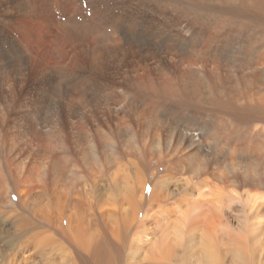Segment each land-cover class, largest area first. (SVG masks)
Instances as JSON below:
<instances>
[{
    "label": "rangeland",
    "instance_id": "1",
    "mask_svg": "<svg viewBox=\"0 0 264 264\" xmlns=\"http://www.w3.org/2000/svg\"><path fill=\"white\" fill-rule=\"evenodd\" d=\"M23 2L39 18L19 22L18 37L26 45L24 52L32 55L30 74L25 79L4 74L0 79V168L9 175V199L0 192V264H102L105 260L106 264H134L129 254L138 223L131 215L125 217L127 231L112 223L119 212L116 192L125 193L124 176L134 179L147 171L148 178L154 175L158 182L170 181L168 192L175 193L184 176L168 178L162 171H193L190 164L194 160H203L205 171H256L245 157L262 156L254 148L264 143V95L259 97L264 94V0H0V34H14L2 20L3 14ZM118 16L125 30L121 34L114 31ZM127 23L140 25L145 32L160 25L180 33L171 34L170 44L191 52L185 57L193 61L184 60L180 52L166 62L155 60V65L134 49L125 53L121 67L110 63L96 70L87 60L91 52L101 58L106 45L142 40L139 32L130 33ZM254 58L262 59L256 70ZM243 59L248 61L246 66ZM88 71L93 74L87 78L77 75ZM59 85L66 93L55 92ZM129 100L132 106L124 112L122 106ZM100 101H108L111 110L99 105ZM172 118L193 137L190 147L186 140L185 149L180 148L183 137L179 128L172 129ZM175 148L185 150L183 163L171 159ZM213 151L219 155H212ZM262 161L264 167V155ZM100 172L104 180L97 179ZM76 189H82L85 197H74ZM172 200L178 202L174 197L165 206L174 204ZM237 211L234 205L228 211L229 230L220 228L219 232L216 227L221 264H235L222 244L234 243L244 235ZM149 217L143 213L138 218H143L147 232ZM96 247L103 249L98 262L93 260Z\"/></svg>",
    "mask_w": 264,
    "mask_h": 264
},
{
    "label": "bare ground",
    "instance_id": "2",
    "mask_svg": "<svg viewBox=\"0 0 264 264\" xmlns=\"http://www.w3.org/2000/svg\"><path fill=\"white\" fill-rule=\"evenodd\" d=\"M104 10H106V9H104ZM5 13H6L5 15L3 14V19L2 20H4V21L6 20V22H8L10 24V26L12 28L9 27L8 25H7V27L11 28L13 30L14 34H9V35H8V33H7V35L6 34H0V79L2 78V75H4V74L12 75L13 77L14 76H20L21 78L23 77L25 79L30 74L29 73V64L33 60H32V55L30 53H25L24 52V50L26 49V45L23 44V41L18 37V32H20V30H21L19 22L23 21V20L31 19L32 17H35V16H37L39 18V16L36 15V12L34 10H32L31 6L27 5L26 2H23L22 4H18L16 6H14L13 8H11L10 10L8 9V11L5 12ZM40 16H42V15H40ZM136 16H138V15H136ZM68 17H70V16H68ZM134 18H135V16H134ZM136 18H138V17H136ZM157 19H159V18H157ZM140 20H141V18H140ZM150 20H151V18H150ZM122 21H121V16L120 17L118 16V18H116L113 21V23L116 25V28H115L114 31H116V33H118V34H121V31L125 32L124 26L120 27V24H121ZM142 21H141V23H142ZM158 21H160V20H158ZM35 22H37V21H35ZM64 22H66L68 24L67 21H64ZM119 22H120V24H119ZM49 23H51V22H49ZM62 23L60 25H62ZM113 23L111 24L112 26H113ZM128 23H127V25H128V27L130 29V33L139 32V34L143 35V37L140 36V37H142L141 38L142 40L140 39L141 41H139L138 43L137 42L135 43L134 40H133L134 43H132L130 41L131 44H127V45H120V44H109V45H106V50L104 51V49H102L104 52H103V55H102L101 58H98V53L91 52L90 55H88L87 60L92 62L93 66L96 68V70H98L99 68H104L101 65H107V64H109V65H111V64L118 65L117 67H121V64L123 63V60L126 57L127 52L131 51V50H134V49L136 50L137 54H144L147 57H149L148 60L150 62H154L155 60L157 62L158 61L157 59H161V62H166L169 57L170 58L171 57L172 58H176V56H178V53H180V52H181L180 56L184 57V60H186L187 58L185 56H187L188 54H191V52H189V51L188 52L183 51L184 49H182L181 47H178L176 45V43H172L171 42V44H170V36H171V34H180V33H175L174 30L167 29V27H165V26L158 25V26H154V27L149 28L151 31H147L149 33L148 34L147 32H145L146 30L144 31L142 29V27H140V25H139V27H140L139 28L137 24H132V23L128 24ZM164 23H167V22H164ZM44 25H45V22H44ZM60 25L58 26V28L60 27ZM144 27H146V26H144ZM171 27H173L172 24H171ZM0 28H1V26H0ZM61 28L63 29V27H61ZM182 28H184V27H182ZM72 29H73V27H72ZM129 29H128V32H129ZM0 31H1V29H0ZM55 31H56V29H55ZM70 31H71V29H70ZM182 31L183 30H181V33H182ZM192 32H193V30H192ZM185 33H186V31H185ZM102 35H104V34H102ZM107 35H108V32L106 33V36ZM123 35H124V33H123ZM128 35H131V34H128ZM63 37L61 36V38H63ZM133 37H134V35H133ZM261 37H263L262 39L264 40V36H261ZM86 38H87V36H86ZM108 38H109V36H108ZM111 40H113V39H111ZM77 41H78V39H77ZM135 41H137V40H135ZM210 41H212V40L210 39ZM250 46L253 47L252 44H250ZM210 47L211 46H209V48ZM197 48H199V47H197ZM193 49H194V47H193ZM208 50L211 51L210 49H208ZM202 51H204V50H202V48H201V53H202ZM97 52H98V50H97ZM17 53L19 54V56L15 57L14 54H17ZM203 53H202L201 56L204 55ZM218 53H221V51L218 52ZM217 54H215V55L217 56ZM248 54H249V51H248ZM193 55H195V54H193ZM209 56H211V55H209ZM244 56H245V54L244 55L242 54L243 58H244ZM61 57H63V56H61ZM147 57H145V58H147ZM203 57H205V56H203ZM235 57H236V55H235ZM247 57H248V55H247ZM258 57H260V56H258ZM211 58H213V57H210L209 59H211ZM130 59H132V58H130ZM171 59H170V61H171ZM217 59H219V58H217ZM217 59H216V61H217ZM244 59H246V58H244ZM244 59H243V63L245 64L248 61L244 62ZM189 60H192V58L191 59H187L186 61H189ZM70 61H71V59H69V62ZM252 61H253V59H252ZM200 63H201V59H200ZM203 63H204V61H203ZM151 64H153V63H151ZM154 64H155V62H154ZM154 64H153V66L157 65V64H155V65ZM204 64L207 65L208 63L205 61ZM212 64L213 63H211L210 65H212ZM261 64H262V59L261 58H257V59H255L253 61L252 66L256 70V69H258L257 67L260 66ZM224 65L221 66V67L225 68ZM244 66H246V64ZM248 66H251V65H247V67ZM193 67H194V65H193ZM206 67L208 68L209 65L206 66ZM227 67H230V66H227ZM230 68L232 69V67H230ZM230 68H229V70H231ZM250 68H248V69H250ZM47 69L45 68V70H47ZM149 69H151V68H149ZM195 69H197L196 66H195ZM261 69H262V67H261ZM54 70H55V68H54ZM199 71H201V70H199ZM226 71H228V70H226ZM261 71H263V69ZM248 72H249V70H248ZM209 73L210 74H214V73H211L210 71H209ZM245 73H246V71H245ZM254 73H255V71H254ZM78 74L79 75H83L82 77H86L87 75L91 76L93 73H91V71H88V72L77 73V75ZM257 74H255V75L257 76ZM260 74H262V73L260 72ZM212 76H214V75H212ZM215 76L218 78L217 72H216ZM36 78H37V76H36ZM44 78H46V77H44ZM259 78H261V77H259ZM213 79H214V77H212V81H213ZM262 79H260V81L262 80L263 84H264V78H262ZM245 80L246 79H244V81ZM235 81H238V80H235ZM60 82H61V80H60ZM215 82H217V81L215 80ZM242 83H243V81H242ZM256 83H258V82H256ZM260 84H262V82ZM233 87L235 88V86H233ZM68 89H69V87H68ZM55 92L57 94L66 93V89H64V87L59 85L55 89ZM216 94H217V92H216ZM245 95H247V94H245ZM262 95H264V94H260L259 97H262ZM248 96H250V94ZM209 97H211V95H209ZM254 98H256V97H254ZM208 99L210 100V98H208ZM259 99L262 101L261 98H259ZM257 100H258V98H257ZM260 100H258V101H260ZM254 101H255V99H254ZM205 102H207V100H205ZM246 102L248 103V101H246ZM132 103H133V100H129L125 104H123V106H122L123 111L126 112L132 106ZM99 105L104 106L107 111L111 110V107H110V104H108V101H100ZM151 106H153V105H151ZM152 115L158 116L159 114H152ZM186 115H188V114H186ZM261 115H259V116H261ZM108 116H109V114H108ZM172 122H173V124L171 125L172 129L174 130L175 128H179L180 131H181V137H183V141L181 140L180 148H184L186 140H187L188 146L190 147L192 145L191 144V142H192L191 140H192L193 137H191V135H189L186 132L185 127L180 126L178 124V122H176L173 118H172ZM186 123H187V121H186ZM226 123H229V122H226ZM194 124H196V123H194ZM220 124L222 125V123H220ZM220 124H219V126H220ZM214 126H217V125L213 124V127ZM238 126H239V124H238ZM250 127H252V125H250ZM218 128H216V130ZM255 128H256V126H255ZM202 130H204V129H202ZM208 130H210V129H208ZM213 130H211V131H213ZM216 130L213 131V132H215L214 135L218 134V136H219L220 134L216 133ZM252 130H253V128H252ZM259 132H260V130H259ZM233 133H234V130H233ZM260 134H262V133L260 132ZM229 136H230V134H229ZM215 137H217V136H215ZM219 139H217V140H219ZM223 139L224 138H222V140ZM238 139H235V141H233V142H238ZM215 140H216V138H215ZM220 142H223V141H220ZM262 144H264V143H258V144L255 145V148H254L255 153H258V154H260L262 156H260V157H245L243 155L245 158L251 159V162H249V165L254 166L256 171H249V170H246V171H241V170L240 171H211V170L210 171H205L207 169V166L204 165L205 163H203V160H201V159L197 160V161L194 160V163L190 164V167H191V169L193 171H162L166 176H168V178L169 177L170 178L171 177L174 178L176 176H179V178H180V176H184L183 178H185V180L182 179V180H184V182H182V185H180V184H179V186L176 185L175 193H173V191H172V193L168 192L169 186H170L169 185L170 181L169 182H167V181L158 182V181H156V178H155L154 175H152V177L150 176V178H148L149 176L147 177V175H146L147 171L139 172L140 175L139 174L135 175L134 179H131L128 175L124 176V180H125V190L124 191H125V193L121 195L120 190H118V192L115 191L117 193V197H118V199H117L118 207H117L116 210H118L119 212H117V216L113 218L112 223L116 224V226L121 225V227H124L125 231H127V230L125 229L124 222H125V217L127 215H131L132 219H134V221L133 220L132 221L135 222V223H138L136 228H135V232L133 233V236H132V238H133L132 239V247L133 248H132L131 253L129 251V253H130L129 254V259L133 263H134V260H135L134 264H143V263H146V264H221L222 263V259L220 258L219 251H218L221 248V245L217 242L216 227L219 228V232H220V228H222V229L225 228V231L230 229V224H229V221H228V211L231 210V207L234 205V206H236L238 208V211H239V214H240V217H241L240 224H241L242 229H244V235L241 236V237H237L236 238L237 240L234 243L226 242V243L222 244L224 246L223 250L226 253L231 254L232 262L235 263V264H264V167H263V161H262L263 155H264V146ZM213 145H214V143H213ZM206 146H208V145H206ZM180 148H175L174 149V153L171 156V159L175 160L176 162H182L183 163V161H184L183 157L185 156V154H184L185 152L184 153H182V152L185 151V150H181ZM186 148H187V146H186ZM218 149H220V148H218ZM231 154L232 153H230V155ZM212 155L217 156L219 154H217L216 152L213 151ZM189 157H191V155H189L188 158ZM196 166H197V168H195ZM0 167H1V165H0ZM242 167H244V166L242 165ZM202 168H203V171H199ZM258 168L260 169V171H257ZM6 171H8L7 167H6ZM101 173L102 172L98 173L97 179H101L102 180L103 177H102ZM141 173H142V175L144 174V176H142ZM30 176L31 175H28L27 178L29 179ZM104 178H103V180H104ZM58 180L59 179L56 178L55 182H57ZM105 180H108V178L105 179ZM95 184L96 183L93 182V186L97 187V185H95ZM114 187H117V185L115 183H114ZM73 189H75V188H73ZM0 192L2 194H4V196L6 198H8L6 193L9 192V175L5 176V173L1 172V168H0ZM64 194H65V191H64ZM75 195H77L80 198H84L85 197L84 191L82 189L74 190L73 191V196L75 197ZM5 197H3L2 201L4 202V205H8V199L9 198L6 199ZM174 197L178 199L177 200L178 202H175V201L172 200L174 202V204L166 207L165 206L166 203L169 200H171L172 198H174ZM170 203H171V201H170ZM143 213L144 214H150V217L147 218V220L148 219L150 220L151 229L148 232L146 230H143L144 224H141V221H142L143 218L142 219L140 218L141 220L138 221V218L140 217V214L142 215ZM144 216H146V215H144ZM125 224H127V223L125 222ZM134 225H132V226H134ZM111 226H112V224H111ZM114 228H115V226H114ZM129 228H131V227H129ZM140 230H142V232H140ZM115 232H116V230H115ZM122 233H125V232H122ZM89 234H91V233L89 232ZM92 234L95 236L94 232ZM96 234H97V232H96ZM84 236H87V235H84ZM89 237L91 238V235H89ZM76 241L78 242V240H76ZM79 242H81V239H80ZM79 242L77 244H79ZM37 245H40V244L37 243ZM79 245H81V244H79ZM102 252H103V249H99L98 247H96L94 249V254L95 255L93 257V260L96 261V262L101 261V260H97L96 258L98 256L100 257L102 255ZM92 255H93V253H92ZM139 258H140V260H138ZM102 260H103V257H102ZM123 260H125V259H123ZM105 261L102 262V264H106L107 262H105ZM64 263H65V261H64Z\"/></svg>",
    "mask_w": 264,
    "mask_h": 264
}]
</instances>
